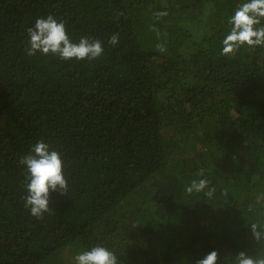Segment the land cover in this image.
I'll return each instance as SVG.
<instances>
[{"label": "trees", "instance_id": "16d2710c", "mask_svg": "<svg viewBox=\"0 0 264 264\" xmlns=\"http://www.w3.org/2000/svg\"><path fill=\"white\" fill-rule=\"evenodd\" d=\"M245 2L0 0V264H74L97 245L119 264L264 259V47L221 54ZM48 15L103 55L28 56L26 29ZM41 139L69 184L42 220L19 163ZM201 178L211 197L186 192Z\"/></svg>", "mask_w": 264, "mask_h": 264}, {"label": "clouds", "instance_id": "9594fccd", "mask_svg": "<svg viewBox=\"0 0 264 264\" xmlns=\"http://www.w3.org/2000/svg\"><path fill=\"white\" fill-rule=\"evenodd\" d=\"M123 15V13H120ZM158 20L168 15L166 11L155 12ZM230 32L222 40V55L234 56L244 47H264V0H246L238 6L234 15L229 19ZM154 31L156 30L154 27ZM29 39L25 52L28 56L41 55L56 56L63 61L75 59L77 61L97 60L104 53V47L99 39L81 37L78 42H73L67 34L66 25L58 22L52 15L46 18H38L34 27L26 29ZM119 43V34H112L108 44L115 46ZM156 49L164 53L166 47L162 43L156 45ZM19 163L26 167V179L24 187L27 195L24 197L25 208L31 216L43 219L44 214L50 212V195L59 192L68 195L69 184L64 174V162L60 153L51 150V147L43 139L34 144L30 153L23 156ZM199 176H204L201 169ZM207 179L193 180L186 188V192L201 193L211 197L214 189H208ZM208 189L206 192L205 190ZM257 225L252 224V233L257 240L262 233L257 231ZM74 264H119L117 255L104 246H94L88 251L77 254ZM196 264H218V251H211ZM236 264H264V259H253L240 252L236 257Z\"/></svg>", "mask_w": 264, "mask_h": 264}]
</instances>
